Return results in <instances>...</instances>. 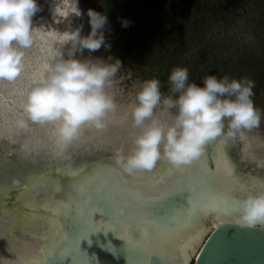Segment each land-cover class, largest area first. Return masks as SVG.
Instances as JSON below:
<instances>
[{
  "label": "clouds",
  "instance_id": "obj_1",
  "mask_svg": "<svg viewBox=\"0 0 264 264\" xmlns=\"http://www.w3.org/2000/svg\"><path fill=\"white\" fill-rule=\"evenodd\" d=\"M73 5L69 7L67 0H50L51 21L40 18L43 22L37 23L33 20L41 11L37 0H0V81L19 77L24 67L23 50L31 47L38 35H53L61 45L51 51L40 75L25 86V118L17 121L21 129L28 122L51 124L58 156L79 141L84 126L97 132L107 129L110 114L117 109L114 96L106 88L111 86L121 61L112 55H92L101 46L110 47L105 38L108 17L87 8L84 15L89 29L85 34L83 23H71L72 17L82 15L78 0H73ZM53 23H63L64 27L51 32ZM120 23L126 27L129 21L121 18ZM167 79V94L161 92L155 77L140 81L135 100L120 118L119 123H123L130 117L135 129L128 151L117 147L113 153L114 163L125 173L151 170L160 159L174 167L187 165L209 142L226 144L237 137L244 140V130L259 127L261 110L252 99L255 82L250 77L225 74L218 78L215 73H206L197 83L189 81L186 67L174 66ZM250 148L251 144L245 143L242 152L257 167L264 166ZM257 183L259 188L244 189L236 201L240 224L264 225V180Z\"/></svg>",
  "mask_w": 264,
  "mask_h": 264
},
{
  "label": "rangeland",
  "instance_id": "obj_2",
  "mask_svg": "<svg viewBox=\"0 0 264 264\" xmlns=\"http://www.w3.org/2000/svg\"><path fill=\"white\" fill-rule=\"evenodd\" d=\"M37 2L41 11L33 17L34 22H38L41 15H47V20L50 0ZM67 2L69 7L74 6L73 0ZM78 6L85 34L89 29L84 15L87 8L107 15L105 38L110 47L101 46L92 55L118 57L121 66L112 77L111 86L106 88L117 103L116 111L110 114L108 128L97 132L84 126L79 141L66 149L68 155L74 158H113L117 147L126 153L135 129L130 117L123 123L119 121L127 105L135 100L138 83L155 77L160 81L161 92L167 94L170 70L174 66H184L188 69L189 81L197 83L206 73H215L218 78L227 74L235 78L248 76L254 80L252 99L261 110L260 125L244 130V140L237 137L226 145L239 170L264 176L263 166H254L239 158V149L250 143L249 152L264 160V0H78ZM77 18L72 17L73 26ZM121 18L129 21L126 27L121 26ZM63 27V23L50 26L55 28L54 31ZM52 44L55 50L61 47L56 39ZM37 45L34 41L31 47L23 50L24 67L19 77L11 82L0 81V181L5 184L11 182L12 175L9 170H1L3 163L21 160V156L26 155L22 159L31 161L30 166L37 168L40 159L52 157L55 153L51 124L28 122L26 128L17 126V121L25 118L22 108L25 86L43 70L41 63L35 65L37 59L45 56L41 54L44 49H38ZM50 53L47 52L45 59ZM23 140L28 151L22 149ZM217 148L218 176L222 174L231 178L234 185L237 181L231 175V166L219 146ZM204 153L205 149L200 154V161L196 158L192 165L196 163L198 167H204ZM188 264H193V259Z\"/></svg>",
  "mask_w": 264,
  "mask_h": 264
},
{
  "label": "bare ground",
  "instance_id": "obj_3",
  "mask_svg": "<svg viewBox=\"0 0 264 264\" xmlns=\"http://www.w3.org/2000/svg\"><path fill=\"white\" fill-rule=\"evenodd\" d=\"M46 17L47 15L39 16L38 22H43ZM50 31L54 32L53 28ZM49 38L52 42L47 40ZM53 40V35H38L34 39L38 49H44L41 54L45 55L41 60L37 59L35 65H44L48 58L45 59L47 52L55 50ZM53 144L55 148V138ZM22 145L23 150H29L25 141ZM217 146L231 166V175L237 181L234 185L231 178L223 177L222 174L218 176L215 160ZM204 149V167H198L196 163L192 165V162L174 167L160 159L151 170H138L133 174L125 173L114 161L108 159L96 160L91 164H66L54 169L50 167L57 162H50L51 157L40 159L37 168L30 166L31 161L22 159L26 155L21 156V160L3 163L1 170L11 171L12 178L9 184L0 182V264H46L49 256L67 236L65 226L69 224L72 214L75 217L78 212H84L87 216L93 196L98 200L107 197L108 202L119 207L125 220L139 223V228L135 231L127 226L118 233L105 231L102 227L100 231L131 245L150 244L151 253L157 252L177 264H188L195 258L214 227L226 221L237 222L236 201L244 194L243 190H256L259 188L257 182L264 180V176L259 173L239 170L225 143L216 141L211 150L207 144ZM240 151L243 161L256 166L249 155L242 152V148ZM200 157L201 155L197 159ZM60 160L65 163L64 157ZM53 171L57 174L52 175ZM205 176L214 177V184L206 185L203 182ZM15 185L28 187L30 192L20 191L14 196L16 199L8 202L6 198L10 197L11 189L8 187ZM218 189L220 193L230 194L231 203L226 211L216 210L221 207ZM187 190L192 196L193 209L190 213L181 218L180 209H177L175 216L167 219L165 224L158 225L153 220V212L148 211L145 205L155 203L166 192L184 193ZM98 194L101 196H96ZM201 198L206 199L210 207H205ZM77 204L82 206L79 210ZM96 219L100 223L104 222L100 216ZM3 226L10 229L4 233ZM150 227L154 233L149 232ZM133 233L136 241L132 239ZM67 249L64 246L62 253H67Z\"/></svg>",
  "mask_w": 264,
  "mask_h": 264
},
{
  "label": "water",
  "instance_id": "obj_4",
  "mask_svg": "<svg viewBox=\"0 0 264 264\" xmlns=\"http://www.w3.org/2000/svg\"><path fill=\"white\" fill-rule=\"evenodd\" d=\"M47 10V20L50 22L51 16L49 12V6L47 7ZM77 19V23L75 22L76 25L82 21L81 17ZM58 30L60 29L55 31ZM47 40L52 42L50 38ZM215 142L216 141H212L207 144L210 150L212 149V146ZM66 153L67 152L59 156L55 153L51 158H49L51 160L50 162H57L50 168L54 169L57 167H62L66 164L76 165L80 162L91 164L94 161L101 159H108L112 162L114 161L111 157L74 158ZM62 157L65 158V163L60 160ZM239 158L242 160L240 153ZM51 174L56 175L57 172L53 171ZM8 188H11L9 194L10 197L6 198L8 202L16 199L17 197L14 196H17L19 193H21L20 191L24 190L26 192H30L29 188L25 186L18 187V185H15V187ZM0 193H2V190H0ZM96 196H101V194ZM191 197L192 196H190L189 190L184 193L166 192L159 199H157L155 203L149 205L146 204L147 206L145 205V207L148 211L153 212V220L158 225L165 224L167 219H171L173 216H175L174 214L177 209H180L179 217L181 218H185L190 213V211L193 209ZM93 198L94 199L90 204L91 207H95L101 202L108 203L106 200L107 197H102L100 200L94 196ZM75 219L76 216L74 217L72 214L69 224L65 226L68 231L67 236L62 240L61 244L56 248L54 253L49 256L46 264H73L75 252L72 244L74 242L78 246L80 252H82L84 256L87 257V264H142L144 256L141 254V249L135 248L133 245L127 242H122L117 238H114L112 235L105 233L104 231L98 230L95 232H89L86 238L81 235L77 241ZM9 229L10 227L7 228L3 226L2 231L5 233V231H8ZM149 232L154 233L152 227H150ZM132 239L133 241H136L137 239L134 233L132 234ZM64 246L68 247L67 253H62ZM145 264L177 263L163 258L157 252H153V254L148 257ZM193 264H264V225L249 226L229 221L218 224L210 231L207 238L201 245L197 255L193 259Z\"/></svg>",
  "mask_w": 264,
  "mask_h": 264
},
{
  "label": "snow or ice",
  "instance_id": "obj_5",
  "mask_svg": "<svg viewBox=\"0 0 264 264\" xmlns=\"http://www.w3.org/2000/svg\"><path fill=\"white\" fill-rule=\"evenodd\" d=\"M206 185L214 184L215 178L212 176H205L204 181ZM194 191V189H192ZM218 193V199L219 204L221 207H219L218 211H226L231 203V200L229 198V193H220L219 189L217 190ZM201 202L205 207H210L208 205V202L206 199L201 198ZM90 203V201H89ZM190 206V202H189ZM77 209L79 210L82 206L80 204L76 205ZM211 210V209H210ZM100 216L103 223H100L97 221L96 217ZM76 232H77V241L82 235L83 237H87L89 232H95L103 228V230H112L114 233L120 232L125 226L135 230H138L139 223L133 220H125L124 214L121 213L118 206H115L108 203H98L95 207L89 208V211L87 213V216H85V213H79L76 215ZM74 248V264H87V257L84 256L82 252H80L78 246L74 242L72 244ZM135 248L141 249V254L144 256V260L142 264H145L148 257L151 256L153 253L150 252V244L144 243V244H137L133 245Z\"/></svg>",
  "mask_w": 264,
  "mask_h": 264
}]
</instances>
